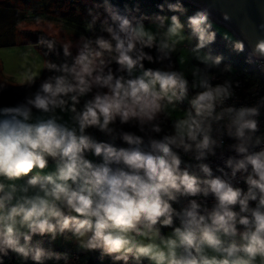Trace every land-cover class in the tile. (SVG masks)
<instances>
[{"label": "clouds", "instance_id": "clouds-1", "mask_svg": "<svg viewBox=\"0 0 264 264\" xmlns=\"http://www.w3.org/2000/svg\"><path fill=\"white\" fill-rule=\"evenodd\" d=\"M223 18L229 19L227 14ZM112 19L118 25L106 28L108 39L97 38L95 46L84 43L70 65L48 62L49 71L61 74L45 79L25 103L0 107V178L15 181L46 169L49 158L55 161L54 172L32 175L26 184L0 182V264L9 253L34 264L67 260L66 254L33 245L37 235L74 238L80 249L101 250L124 264L130 259H147L151 264H254L257 257L264 264V148L250 151L248 135L258 131L259 109L225 107L233 96L230 83L213 86L202 78L198 85L202 90L190 99V108L174 123L173 133L151 139L147 151L141 147L143 138L133 133H121L128 148L86 134L87 128L95 127L111 135L115 129L110 125L117 121L121 125L135 121L141 132L150 126L160 133L161 127L153 123L158 114L167 104L188 98L189 81L182 72L144 69L143 61L156 62L144 51L153 46L154 36L126 17L113 14ZM188 23L198 40L196 50L214 42L207 11L189 17ZM182 27L172 17L168 36H176ZM47 43L51 49L53 42ZM62 47L63 55L71 56L70 44ZM165 49L174 50L167 41L158 51ZM234 49L243 51V41H236ZM256 53L264 56V39L257 41ZM198 59L218 66L222 57L209 54ZM112 63L126 75H116ZM138 67L142 72L133 76ZM93 89H97L93 98L77 111L80 98ZM34 110L52 115L34 117ZM57 110L75 113L78 131L58 122ZM224 120L227 135L238 141L230 147L239 156L229 157L225 164L232 178L246 173L247 191L213 176L206 163L198 164L203 178L181 168V157L174 150L193 152L197 161L215 155L213 124ZM260 144L257 138L255 146ZM89 153L100 162L89 159ZM218 171L228 175L222 168ZM209 195L215 198L211 210L196 199L180 211L172 206L181 196ZM174 217L180 226H173ZM164 227L172 228L170 236L161 235Z\"/></svg>", "mask_w": 264, "mask_h": 264}, {"label": "trees", "instance_id": "trees-1", "mask_svg": "<svg viewBox=\"0 0 264 264\" xmlns=\"http://www.w3.org/2000/svg\"><path fill=\"white\" fill-rule=\"evenodd\" d=\"M69 1L74 5V8L69 14L64 16L66 27L71 31H76L81 36H85L88 41L92 42V46H95V40L97 38H109V34L106 31L107 27H117L118 21L112 19L113 14L126 17L131 21L133 26L156 24L165 28L168 27L166 22L168 20L172 21V17L175 16L183 26L186 34L194 39L195 45L198 43L197 38L192 35L188 20L189 17L195 15L197 12H202V10L187 3L176 0H90L91 4L89 5L82 0ZM170 5L178 6L179 10H173L170 8ZM3 11L4 18L12 20L11 26H13L11 31L14 32L15 27L20 20H22V13L7 3ZM209 21L212 24L209 31L215 33V40L207 44L202 50L207 55L210 54L213 58L219 56L222 57V59L218 66L212 65L211 63L201 65L203 78L205 76L218 78L219 81L217 82L211 83L210 81L213 86H216L230 81V78L236 74H243V76L249 80L250 85H263L264 79L250 65L245 53L243 51H236L234 49L235 42L224 35L210 17ZM11 26L5 25L4 28L6 30L4 29L3 31L8 33ZM22 34L25 39H28V42L24 45L34 46L40 51L44 58L45 69L42 78L38 82L23 85H15L12 83L0 85V103L4 106H16L17 104L25 103L26 97H31L39 89L40 84L45 79L49 76L61 74L55 71H49L47 68L48 62L56 63L57 65L67 62L70 65L76 56L75 51L70 50L71 56L65 57L63 55L62 45L56 39L49 37L42 31L22 32ZM9 35L10 31L5 38L0 37V48L15 46V39H8V37H11ZM49 41L53 42V47L51 49L48 47L47 42ZM144 51L152 55L154 60H156V62L152 63L147 60L143 61L144 69L152 68L180 72L177 57L171 53L158 51V45L155 42H153L151 48H144ZM165 53H167V55H165ZM111 68L116 75H126L125 73L116 71L118 65L115 63L111 64ZM135 70L142 69L138 67ZM189 87L192 88L190 85ZM95 93L96 90L93 89V92L87 94L85 96V102L92 99ZM180 105L187 110L190 108L188 102L183 101ZM76 107L78 108L79 106ZM153 123L161 127V134L170 135L173 133L175 122L170 120L164 111L158 114L157 119ZM113 127L129 128L133 133L140 135H149L153 133L150 130V126H145V130L141 132L139 124L135 121L123 125L117 121ZM32 175L37 174L30 173L28 176L21 177L20 179L22 182L26 183ZM58 238L61 239L62 242L68 241L71 243V247H65L55 243L49 235H37L33 237V245H40L46 250L67 255V260H47L45 264H124L123 261H114L112 257L102 255L101 250L78 252L73 248L76 242L74 239L65 240L63 237L57 236L56 239ZM4 264H34V262L31 259L24 261L15 254L9 253V256L5 258ZM128 264H150V261L142 259L136 262L130 259Z\"/></svg>", "mask_w": 264, "mask_h": 264}, {"label": "rangeland", "instance_id": "rangeland-1", "mask_svg": "<svg viewBox=\"0 0 264 264\" xmlns=\"http://www.w3.org/2000/svg\"><path fill=\"white\" fill-rule=\"evenodd\" d=\"M82 1L86 4H91L90 0ZM6 3L22 13V20H20L15 27L14 32L11 31L13 26H11L12 20L4 18L3 8L6 7ZM73 6L74 5H72L69 0H0V37L5 38L10 31L9 36L11 37H8V39H15V46L0 48V85H7L10 83L15 85L28 84L30 78L33 76L36 77L34 82H38L43 76L45 69L44 58L36 47L30 45H28L29 47L23 46L28 42V39L24 38L22 32L42 31L49 37L56 39L62 46L64 44H70V50L75 51L76 55L78 54V51L82 49L84 43L88 42V39L85 36H81L76 31H71L64 23V16L72 11L74 8ZM166 23L168 25L166 28L156 24L142 26L146 32L154 36V42L158 47L160 43L167 41L170 46L174 48L172 51L165 49L164 52L176 56L180 66V72L185 75L189 81V85L192 88L193 84H196L197 87H199V82L203 78L201 65L205 63H203L201 59H198V57H204L207 54L202 49L196 50L194 39L186 34L183 27L176 36L169 37L168 29L171 26L172 21L168 20ZM215 24L220 31L233 40V42L238 41L234 34L227 28L217 23ZM5 25L11 26L8 33L3 31ZM210 63L211 61L208 62V64ZM141 72L142 70H134L133 76L138 75ZM194 72H196L195 75L193 74ZM10 77L13 78V80H10ZM95 90L97 91V89ZM189 101L188 98L184 100V102L188 103ZM80 102H83L84 105L85 96L80 98ZM79 108L80 106L77 109ZM163 111L168 115L170 120L176 122L178 119L184 117L187 109L182 107L180 102H176L175 105L167 104ZM49 115L52 114L44 115L42 118H47ZM55 115L58 118V122L65 123L70 128L76 127L78 131V124L74 119L76 115L75 113H72L71 111L62 113L60 110H57ZM110 126L113 127L115 125ZM86 155L93 162H100L99 157H95L90 153ZM54 171L55 161L49 158V164L46 169L42 171L35 170L33 173L37 175H46ZM19 180L20 181L18 182H21L22 184L21 179ZM0 182H4L6 185L17 184L14 181H7L3 178H0ZM171 234L172 230L168 231L165 237L170 236ZM54 242L60 245L64 244L59 238L55 239ZM65 243H68L69 245L71 244L69 242ZM83 251L84 250L82 249L80 250V252ZM254 264H261L259 257H257Z\"/></svg>", "mask_w": 264, "mask_h": 264}, {"label": "built area", "instance_id": "built-area-1", "mask_svg": "<svg viewBox=\"0 0 264 264\" xmlns=\"http://www.w3.org/2000/svg\"><path fill=\"white\" fill-rule=\"evenodd\" d=\"M243 52L245 53L246 57L249 60L250 65L259 73V75L264 79V61L257 60L251 57L247 51L244 49ZM204 78L209 79L211 83L219 81L216 77H209L205 76ZM228 83L231 84V91L233 92V96L225 101V107L234 106L236 108L239 107H258L259 115L255 117L258 120V131L255 133H249L248 135L251 136V140L249 141L250 151H259L261 148H264V84L263 85H250L249 80L243 76V74H236ZM202 89L198 88H190L188 93V99L190 100L196 92L201 91ZM77 106H80L78 110H82L83 102H80ZM219 110V109H218ZM227 120L221 121L219 123L213 124V137L217 140L218 146L215 148V155H208L206 159L203 161H197L194 157L195 154L193 152L185 153L182 149H174L178 152L181 157L182 164L181 168L188 167L190 173L200 176L201 178L204 177V174L199 170L198 164L199 163H206L208 164L213 172V176H222V178L229 180L234 186L240 187L243 190L247 191V185L244 183L243 176L246 173L238 172L235 178L231 177V169L226 167L225 161L229 157L239 158L237 153L230 147L233 144L238 143L233 137L227 135L226 129ZM115 131L109 135L104 132L99 131L95 127H90L85 130L86 134L90 135L97 141H103L107 143H111L114 146L120 148H128L131 147L126 142L121 139L122 132H129L133 133L129 128L123 127H113ZM135 134V133H133ZM137 136H141L143 138V145H141L142 149L147 151L149 150V141L151 139H161L164 134L155 133L149 135H140L135 134ZM259 138L261 140V144L255 146V140ZM220 141H223L222 146L220 145ZM223 169L227 176H224L223 173L218 171V169ZM251 171V169H249ZM196 199L198 203L206 206L209 210L215 204V198L212 195L208 197L197 196V197H179L177 202H172V206L177 211H180L183 207H186L190 200ZM250 207H255V202H250ZM239 211L238 206L235 209ZM174 227L180 226L179 219L174 217ZM159 227V225H158ZM172 230V228L164 227L161 228V235L165 236L168 231ZM238 230H243L242 226L238 225ZM74 239V238H73ZM237 242H239V237L236 238ZM75 240V239H74Z\"/></svg>", "mask_w": 264, "mask_h": 264}, {"label": "water", "instance_id": "water-1", "mask_svg": "<svg viewBox=\"0 0 264 264\" xmlns=\"http://www.w3.org/2000/svg\"><path fill=\"white\" fill-rule=\"evenodd\" d=\"M190 4L202 11L217 24L224 26L243 41L244 49L257 60L264 56L254 54L258 40L264 39V0H176ZM227 14L228 20L223 17ZM264 72V68H263Z\"/></svg>", "mask_w": 264, "mask_h": 264}, {"label": "crops", "instance_id": "crops-1", "mask_svg": "<svg viewBox=\"0 0 264 264\" xmlns=\"http://www.w3.org/2000/svg\"><path fill=\"white\" fill-rule=\"evenodd\" d=\"M23 46H25V47H29L28 45L26 46V45H23ZM10 80H13V78H9ZM0 107H5L4 105H2L1 103H0ZM44 115H47V114H40V113H38V112H36V111H34V117H37V116H39V117H43ZM35 171V170H34ZM18 181H20L19 179L18 180H16V181H14L15 183H17L16 185H23V184H26V183H24V182H22V184H21V182H18ZM20 183V184H19ZM66 242H68V241H66ZM62 243H64L63 244V246H65V247H70V245L68 244V243H65V242H62ZM76 246V247H75ZM76 251H79L80 252V250H79V246H78V243L77 242H75V245H74V247H73Z\"/></svg>", "mask_w": 264, "mask_h": 264}]
</instances>
